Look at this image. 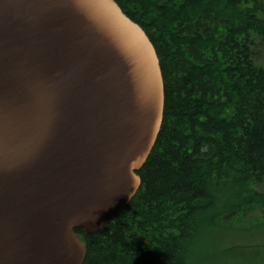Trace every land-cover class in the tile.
I'll use <instances>...</instances> for the list:
<instances>
[{"label": "water", "instance_id": "95a60500", "mask_svg": "<svg viewBox=\"0 0 264 264\" xmlns=\"http://www.w3.org/2000/svg\"><path fill=\"white\" fill-rule=\"evenodd\" d=\"M160 61L114 0H0V264H84L138 192Z\"/></svg>", "mask_w": 264, "mask_h": 264}, {"label": "trees", "instance_id": "16d2710c", "mask_svg": "<svg viewBox=\"0 0 264 264\" xmlns=\"http://www.w3.org/2000/svg\"><path fill=\"white\" fill-rule=\"evenodd\" d=\"M114 1L156 49L164 118L127 207L92 235L75 230L84 264L214 261L203 248L219 224L255 210L264 223V0Z\"/></svg>", "mask_w": 264, "mask_h": 264}, {"label": "rangeland", "instance_id": "374dc122", "mask_svg": "<svg viewBox=\"0 0 264 264\" xmlns=\"http://www.w3.org/2000/svg\"><path fill=\"white\" fill-rule=\"evenodd\" d=\"M257 59L264 65V49L257 48ZM264 192V183L257 188ZM261 220V212L253 211L238 224L234 230H228L223 224L209 233L206 256L213 254L214 261L204 259V264H264V223ZM233 226V225H232ZM209 246V247H208ZM211 252V253H209ZM213 252V253H212Z\"/></svg>", "mask_w": 264, "mask_h": 264}]
</instances>
